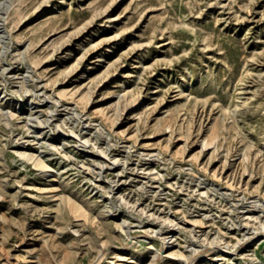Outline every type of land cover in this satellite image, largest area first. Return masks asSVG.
Instances as JSON below:
<instances>
[{
    "label": "rangeland",
    "instance_id": "374dc122",
    "mask_svg": "<svg viewBox=\"0 0 264 264\" xmlns=\"http://www.w3.org/2000/svg\"><path fill=\"white\" fill-rule=\"evenodd\" d=\"M0 264H264V0H0Z\"/></svg>",
    "mask_w": 264,
    "mask_h": 264
},
{
    "label": "bare ground",
    "instance_id": "6f19581e",
    "mask_svg": "<svg viewBox=\"0 0 264 264\" xmlns=\"http://www.w3.org/2000/svg\"><path fill=\"white\" fill-rule=\"evenodd\" d=\"M39 165L41 164L40 162L38 163ZM69 206H70V204H69ZM163 242V241H162ZM163 245V244H162Z\"/></svg>",
    "mask_w": 264,
    "mask_h": 264
}]
</instances>
